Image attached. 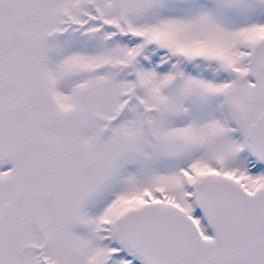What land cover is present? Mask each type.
<instances>
[{
    "label": "snow or ice",
    "instance_id": "6c2138e0",
    "mask_svg": "<svg viewBox=\"0 0 264 264\" xmlns=\"http://www.w3.org/2000/svg\"><path fill=\"white\" fill-rule=\"evenodd\" d=\"M0 264H264V0H0Z\"/></svg>",
    "mask_w": 264,
    "mask_h": 264
}]
</instances>
